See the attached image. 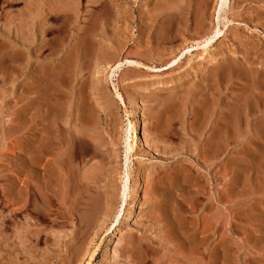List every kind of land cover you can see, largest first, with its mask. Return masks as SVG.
Here are the masks:
<instances>
[{
  "label": "rangeland",
  "instance_id": "rangeland-1",
  "mask_svg": "<svg viewBox=\"0 0 264 264\" xmlns=\"http://www.w3.org/2000/svg\"><path fill=\"white\" fill-rule=\"evenodd\" d=\"M88 261L264 264V0H0V264Z\"/></svg>",
  "mask_w": 264,
  "mask_h": 264
},
{
  "label": "bare ground",
  "instance_id": "bare-ground-1",
  "mask_svg": "<svg viewBox=\"0 0 264 264\" xmlns=\"http://www.w3.org/2000/svg\"><path fill=\"white\" fill-rule=\"evenodd\" d=\"M227 0H217V4L219 3V5L221 6L222 4H225V2H226ZM220 9V8H219ZM53 11H54V9H53ZM24 19V18H23ZM25 20V19H24ZM201 21H202V19H201ZM23 22V21H22ZM24 23V22H23ZM24 26V25H23ZM21 27V26H20ZM217 28V27H216ZM211 32V31H210ZM213 33V32H212ZM220 34V30L219 29H217L216 31H214V33L211 35V37L209 38V40L208 39H206V41L207 42H205L206 44L205 45H207V44H209L210 42H212V40L214 39V38H216L218 35ZM209 35V34H208ZM214 41V40H213ZM10 44V43H9ZM9 46H11V45H9ZM13 46V45H12ZM208 48V47H207ZM207 48H205V49H207ZM19 53V52H18ZM210 53V50L209 49H207V50H205V52H204V54L203 53H201L202 55L200 56V58H204L207 54H209ZM17 54V53H16ZM20 54V53H19ZM8 55V54H7ZM20 56V55H19ZM12 58V57H11ZM13 59V58H12ZM16 60V59H15ZM13 61H14V59H13ZM135 62V61H134ZM133 62V63H134ZM160 82V81H159ZM117 97H118V100L121 102V104L123 105V106H126V102H125V98H124V96H123V94L120 92V91H118L117 92ZM251 102V101H250ZM135 107L133 108V111H132V113L134 114L133 115V120L132 121H127L128 123H127V127H126V146H124V147H122V148H124L125 149V151H126V164H127V155H128V153H129V151L134 147H139V145H140V132H141V130H142V123H141V121H140V118H139V116H138V114H137V110H136V105H134ZM233 110H235V109H233ZM240 111V110H239ZM244 111V110H243ZM231 114H232V112H231ZM234 115V114H233ZM231 117V116H230ZM233 117V116H232ZM231 117V118H232ZM128 120V119H127ZM231 121V120H230ZM233 122V121H232ZM229 124V123H228ZM126 125V124H125ZM230 125V124H229ZM226 126V125H225ZM230 128V127H229ZM124 134V133H123ZM124 134V135H125ZM124 151V150H123ZM124 151V152H125ZM70 152V151H69ZM71 153V152H70ZM29 155H30V159L29 160H31L32 159V155H31V151L29 152ZM129 160V159H128ZM29 162V161H28ZM32 163V162H31ZM30 163V164H31ZM32 165V164H31ZM125 173V172H124ZM87 177H89V176H87ZM120 177H121V175H120ZM125 178V179H124ZM140 179V178H139ZM122 182V188L120 187V190H119V193L121 194V201L122 202H120L121 203V205L119 206V208L118 209H116V213L114 214V216H113V218H114V220L115 221H117L118 220V218L120 217V215H121V213L123 212V208H124V205H125V200L126 199H124V196H126L125 195V192H126V190H127V187H128V174H127V172L124 174V177H123V180L121 181ZM139 183H138V181L137 180H135L134 181V183H133V194L135 195V197L137 198L138 197V192H139ZM141 193V192H140ZM139 193V194H140ZM120 197V196H119ZM139 198V197H138ZM139 204V203H138ZM138 204H137V206H138ZM135 206H136V203H134L133 205H132V207H131V211L129 212V215H127L128 217H131L132 215H133V213H134V211H135ZM136 206V207H137ZM136 210H137V208H136ZM115 212V211H114ZM87 264H90V261H88L87 262Z\"/></svg>",
  "mask_w": 264,
  "mask_h": 264
}]
</instances>
